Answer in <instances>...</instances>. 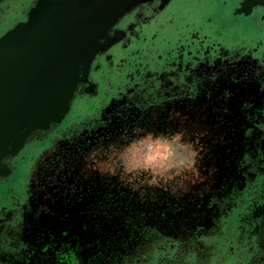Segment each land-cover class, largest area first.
<instances>
[{"label": "rangeland", "instance_id": "rangeland-1", "mask_svg": "<svg viewBox=\"0 0 264 264\" xmlns=\"http://www.w3.org/2000/svg\"><path fill=\"white\" fill-rule=\"evenodd\" d=\"M242 27L238 45L257 42L264 51V30ZM251 33L253 41L247 40ZM190 77L154 79L111 100L115 84L77 96L56 128L102 106L101 116L67 130L46 151L36 173L38 199L62 216L70 206L79 214L97 211L106 224L100 208L109 210L112 225L127 212L136 224L169 236L222 225L248 198L260 203L264 67L239 64ZM54 130L26 145L16 165L46 148L58 135Z\"/></svg>", "mask_w": 264, "mask_h": 264}, {"label": "flooded vegetation", "instance_id": "flooded-vegetation-1", "mask_svg": "<svg viewBox=\"0 0 264 264\" xmlns=\"http://www.w3.org/2000/svg\"><path fill=\"white\" fill-rule=\"evenodd\" d=\"M37 1L0 0V33L24 20ZM186 9L191 11L183 13ZM242 24L252 32L263 31L264 6L247 0L137 1L113 26L120 39L96 56L93 65L98 67L90 72L95 89L82 96L115 84L111 100L154 79L190 82L192 74L216 68L264 67L259 43L238 45ZM101 107L56 128L58 135L49 145L20 166V155L9 161L12 173L0 177V264H264V199L248 198L222 225L176 236L136 224L127 212L118 214L119 222L112 225L109 210L100 208L106 224L97 211L79 214L78 207L70 206L62 216L39 200L35 183L42 157L67 130L100 118Z\"/></svg>", "mask_w": 264, "mask_h": 264}, {"label": "water", "instance_id": "water-1", "mask_svg": "<svg viewBox=\"0 0 264 264\" xmlns=\"http://www.w3.org/2000/svg\"><path fill=\"white\" fill-rule=\"evenodd\" d=\"M137 1L38 0L0 33L1 178L26 145L62 122L77 96L93 93V62L119 41L113 26Z\"/></svg>", "mask_w": 264, "mask_h": 264}, {"label": "bare ground", "instance_id": "bare-ground-1", "mask_svg": "<svg viewBox=\"0 0 264 264\" xmlns=\"http://www.w3.org/2000/svg\"><path fill=\"white\" fill-rule=\"evenodd\" d=\"M110 11H111V8H109V9L107 10V13L110 14Z\"/></svg>", "mask_w": 264, "mask_h": 264}]
</instances>
